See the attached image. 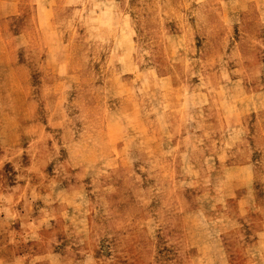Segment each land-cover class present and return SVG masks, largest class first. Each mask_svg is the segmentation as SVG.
I'll return each instance as SVG.
<instances>
[{"label": "rangeland", "instance_id": "rangeland-1", "mask_svg": "<svg viewBox=\"0 0 264 264\" xmlns=\"http://www.w3.org/2000/svg\"><path fill=\"white\" fill-rule=\"evenodd\" d=\"M0 264H264V0H0Z\"/></svg>", "mask_w": 264, "mask_h": 264}]
</instances>
